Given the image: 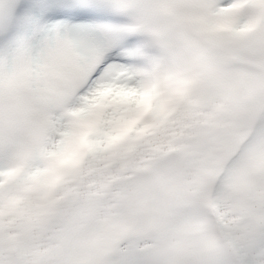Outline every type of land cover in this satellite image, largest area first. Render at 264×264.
<instances>
[{"label": "snow or ice", "instance_id": "6c2138e0", "mask_svg": "<svg viewBox=\"0 0 264 264\" xmlns=\"http://www.w3.org/2000/svg\"><path fill=\"white\" fill-rule=\"evenodd\" d=\"M242 56L256 76L231 74ZM198 85L211 91L184 184L222 240L185 264H264V0H0V264H86L75 234L99 204L70 185ZM167 243L118 236L107 264H173Z\"/></svg>", "mask_w": 264, "mask_h": 264}, {"label": "trees", "instance_id": "16d2710c", "mask_svg": "<svg viewBox=\"0 0 264 264\" xmlns=\"http://www.w3.org/2000/svg\"><path fill=\"white\" fill-rule=\"evenodd\" d=\"M243 63L248 64L249 70L255 68L248 57L242 56L229 69L233 76L241 80L244 77L238 67ZM256 70L260 72L259 68ZM210 91L211 88L204 85L188 89L177 104L168 106L166 111L169 114L158 129H151L148 135L130 148L112 155L102 153L91 159L80 182L70 185L73 191L86 193L99 204L98 220L82 227L87 230L106 228L100 230L99 235L90 233L91 238L100 245L98 250L111 251L112 256L114 230L118 231L119 237H123L128 229H132L134 234L148 232L152 227L167 237V252L173 264L174 256L180 251L174 246L193 234L197 243L206 241L211 248L221 242L222 236L211 229L205 208L184 184L197 170L200 160L194 140L206 126L207 96ZM250 167V161L237 162L235 184L241 192L245 190L246 182L254 180ZM142 207V214L154 216L143 227L134 214L135 208ZM188 216L197 219L201 224L200 229H188ZM114 220L119 225H114ZM79 230L76 236L80 234ZM109 253L105 264L111 260Z\"/></svg>", "mask_w": 264, "mask_h": 264}, {"label": "rangeland", "instance_id": "374dc122", "mask_svg": "<svg viewBox=\"0 0 264 264\" xmlns=\"http://www.w3.org/2000/svg\"><path fill=\"white\" fill-rule=\"evenodd\" d=\"M257 25H258V21H257ZM254 64L253 66L255 67L254 69L248 68V64L246 66V64H242L238 67V70L240 71V73L242 74V76L245 78H252L254 77L258 72L256 69L259 68V66L257 65V63L252 60L251 58H249ZM260 69V68H259ZM251 70L253 71V73H251ZM106 100L108 99L107 97L105 98ZM125 103H128V99L125 98L124 99ZM151 108V104L149 102H146L145 104V111H149ZM151 132V129H145L143 135L146 136ZM233 182L235 183L236 179H235V173L232 177ZM127 189H131L130 187H128ZM132 203V202H131ZM155 206V205H154ZM142 208H135L134 209V214L137 215L136 221L139 223V225L141 227H143L144 225L147 224V222L149 220H153L154 216L151 215H147V214H142ZM185 217V216H184ZM187 221V227L190 231H194L195 229H200L201 224H198L197 219L195 220V218H193L192 216H188V218L186 219ZM112 224V222H110ZM114 225H119L117 224L116 220H114ZM106 229V228H105ZM104 228H96L93 227L90 230L84 229L82 228L81 230H79V235H75V240L77 243V251L79 253V255L84 259V261L87 262L90 260H95V259H99L103 262H105V259L108 256V253L111 252H102L101 250H98V248L100 247V245H98V242L94 241L93 238H91L90 233L94 232L95 234H100V230H105ZM202 229V228H201ZM154 229L153 227L148 231V232H153ZM132 229H128L126 231L125 236L123 237H127L128 235H132L133 233ZM114 237L117 238L119 236L118 231L114 230ZM183 238H186L185 236H183ZM199 243L196 242V238L194 237V234L190 237L187 238L184 241H181L180 244L178 243L177 245H175L174 247L180 251L177 252L176 256H174V264H185L186 261L191 260L195 254L197 253L198 249H197V245ZM211 248V247H209ZM113 250V249H112ZM181 252V253H180ZM114 253H112L113 256ZM112 256L109 253V258L111 259ZM182 259L181 263H179L178 261Z\"/></svg>", "mask_w": 264, "mask_h": 264}]
</instances>
